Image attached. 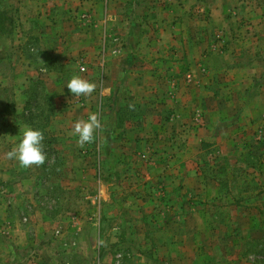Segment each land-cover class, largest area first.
<instances>
[{
	"label": "rangeland",
	"instance_id": "374dc122",
	"mask_svg": "<svg viewBox=\"0 0 264 264\" xmlns=\"http://www.w3.org/2000/svg\"><path fill=\"white\" fill-rule=\"evenodd\" d=\"M110 3L108 43L137 40L135 65L171 37L165 73L65 152L33 39L69 14L90 27V11L0 0V264H264V0ZM25 125L49 133L41 165L7 156Z\"/></svg>",
	"mask_w": 264,
	"mask_h": 264
},
{
	"label": "crops",
	"instance_id": "0c3cea01",
	"mask_svg": "<svg viewBox=\"0 0 264 264\" xmlns=\"http://www.w3.org/2000/svg\"><path fill=\"white\" fill-rule=\"evenodd\" d=\"M62 4H65L69 10H89L92 16L89 19L91 26L83 27L85 22L83 23L80 18L76 19L70 14L65 19L56 18L54 23L57 24L49 25L50 28L46 32L40 33L33 39L39 41L43 46L40 52L42 59L37 64L36 75L31 72V76L37 77L40 74L41 78L46 80L43 83L44 92L46 91L44 100L57 103L56 114L53 115V108L48 120L45 121V129L52 128L53 123L59 124L62 130L58 134L62 137L60 141L64 140L61 145L65 148V152H76L74 146L82 145L77 142L78 136L73 134L75 123L80 119H87L92 113H97L101 121V128L94 133L95 138L108 134V129L115 126L118 118L120 97L130 99V103H140L138 98L144 94L146 88H149L148 82L144 81L142 75L144 73L146 75L165 73L167 60L165 59L164 63L161 62L162 58H165L162 57L164 55L161 46L162 44L166 45L171 37L164 33L154 37V41L160 44L157 45L158 51H153V48H150L148 54L151 53L149 58L158 59L156 64H149L146 61L142 66L135 65L136 50L131 49V46L136 45L137 40L130 43L129 39L126 46H113L108 43L110 38L114 37L109 21L112 16L105 17V14L107 15L105 10L108 11L111 6L110 0L109 2L108 0H62ZM63 27L66 32L63 31ZM56 28L59 31L51 33V30ZM51 42H54V46L49 44ZM75 49L76 55L71 54L70 51ZM119 49L120 54H113L112 51L116 52ZM79 55H81L80 58H85L87 70L79 71V62L70 59V56L77 58ZM179 57H181L180 53ZM57 58L59 59L57 60ZM74 74L94 82L95 90L88 95L74 96L71 94L67 89L66 82ZM111 96H114L113 101L108 100ZM106 99L107 101H105ZM43 133L45 139H48V131L44 130ZM84 145L88 147L90 143ZM48 148L50 149L49 153L59 154L57 147L50 145Z\"/></svg>",
	"mask_w": 264,
	"mask_h": 264
},
{
	"label": "clouds",
	"instance_id": "9594fccd",
	"mask_svg": "<svg viewBox=\"0 0 264 264\" xmlns=\"http://www.w3.org/2000/svg\"><path fill=\"white\" fill-rule=\"evenodd\" d=\"M67 89L74 96L91 94L96 84L81 76L74 74L67 82ZM101 128V121L97 113L90 114L87 119L78 120L73 129V134L78 136V143L84 145L94 140V133ZM44 133L37 128L25 125L19 130V142L7 153L10 159H16L22 167L41 165L44 163Z\"/></svg>",
	"mask_w": 264,
	"mask_h": 264
},
{
	"label": "built area",
	"instance_id": "2783aa9c",
	"mask_svg": "<svg viewBox=\"0 0 264 264\" xmlns=\"http://www.w3.org/2000/svg\"><path fill=\"white\" fill-rule=\"evenodd\" d=\"M81 69H82V70H85V68H84V67H82Z\"/></svg>",
	"mask_w": 264,
	"mask_h": 264
}]
</instances>
